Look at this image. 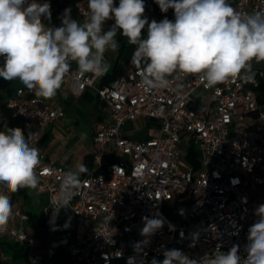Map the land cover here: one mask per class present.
Masks as SVG:
<instances>
[{"label":"built area","instance_id":"built-area-1","mask_svg":"<svg viewBox=\"0 0 264 264\" xmlns=\"http://www.w3.org/2000/svg\"><path fill=\"white\" fill-rule=\"evenodd\" d=\"M228 2L241 12L264 10V0ZM75 10L77 21L83 23L89 15L88 0L77 2ZM42 22L49 23L44 18ZM134 50L123 73L108 86H99L100 75L95 73L77 78L76 62H71L61 91L76 98L91 91L106 110L105 121L92 137L97 148L93 169L80 176L81 185L68 208L74 224L66 245L68 263L35 254L34 240L25 230L30 216L12 204L0 238L22 247L26 264H149L154 257L163 260V249H179L198 259L217 246L227 252L233 245H239L238 254L246 257L248 229L258 220L255 210L264 204H255L248 191L250 186L264 188V67L252 62V83L236 78L207 88L198 76L177 72L168 77V88L148 91L131 62ZM177 85L183 87L174 91ZM6 106L24 119L25 136L33 133L32 147L48 126L65 117L60 105L25 86L12 92ZM137 121L146 125L141 137H133L128 128ZM191 147L198 153L196 172L188 169L185 157L180 166L181 152ZM39 158L40 184L33 191L46 196L43 215L52 220V201L67 170L44 154ZM0 191L11 193L2 186ZM164 210L173 211L174 219ZM154 215L164 220V227L137 253L134 245L144 239L142 218ZM4 259L0 252V264Z\"/></svg>","mask_w":264,"mask_h":264},{"label":"clouds","instance_id":"clouds-1","mask_svg":"<svg viewBox=\"0 0 264 264\" xmlns=\"http://www.w3.org/2000/svg\"><path fill=\"white\" fill-rule=\"evenodd\" d=\"M161 12L174 9L175 20L167 18L150 23L144 0H88L89 15L83 23L72 18L66 8L59 17L60 26L51 25L50 3L32 0H0V77L19 80L35 96L52 99L76 62V77L86 73L104 75L110 69L106 51L116 52L119 32L135 46L132 63L139 70L145 90L168 88L174 73L195 75L212 88L229 79L245 83L255 80L252 62L264 61V10L251 13L237 11L228 0H155ZM42 18L47 19L46 25ZM107 20L114 24L104 30ZM147 25V36L142 30ZM177 85L174 91L181 90ZM19 127L4 123L0 130V186L8 192L38 189L39 149L30 146ZM86 139V135H82ZM83 163L64 171L60 189L53 199V217L69 208L81 185L80 175L87 172ZM13 212L8 195L0 191V227L6 226ZM258 220L249 227L245 245L227 252L217 246L212 254L190 258L179 249H163V260L155 257L149 264H264V204L256 210ZM141 242L134 245L140 253L151 237L164 227L158 216L142 218ZM68 225L66 224L65 227ZM173 226L169 224V230ZM55 230V229H53ZM197 237L194 235L193 239ZM193 246V245H190Z\"/></svg>","mask_w":264,"mask_h":264},{"label":"crops","instance_id":"crops-1","mask_svg":"<svg viewBox=\"0 0 264 264\" xmlns=\"http://www.w3.org/2000/svg\"><path fill=\"white\" fill-rule=\"evenodd\" d=\"M149 2L150 0H144L145 6ZM113 24L114 20H111L110 24L104 27V30L107 31ZM120 36L121 34L118 32L116 39L120 45L119 50L116 52L109 50L104 54L105 61L112 64L111 70L116 64L122 65L125 68L128 56L135 49V46L127 44L128 42ZM123 57H126V61L122 60ZM102 76L100 75V79ZM92 97H94V94L91 91H87L81 97L76 98L63 93L59 89L55 97L45 99L50 103L60 105L65 113V117L46 128L43 134V136L45 135V139L35 147L39 149V154H44L49 161L62 166L66 170L70 168L74 169L81 163L84 164L86 156H94L95 152L93 154L86 151L74 154L73 148L76 144V138H71V133L67 129L70 127L66 124L67 119L74 117L80 120L78 119L80 116L84 117L89 123L95 122L96 128L90 133V140L92 141V137L100 124L105 121L106 114L103 105L93 100ZM82 109L85 113L81 112ZM63 128H65L64 132H62ZM133 137H137V135H133ZM80 176H82V173ZM8 196L15 207L23 209L30 216V221L25 226V230L34 240L35 254L51 258L56 263H68L66 245L73 235L74 228L73 218L69 209H61L58 216L49 220L52 225L48 226L47 220L43 215L47 208V198L45 195L36 194L32 189L24 188L15 193H9ZM66 224L68 225L67 227H65ZM4 240L7 239L0 238V243ZM0 252L3 253L1 247Z\"/></svg>","mask_w":264,"mask_h":264},{"label":"trees","instance_id":"trees-1","mask_svg":"<svg viewBox=\"0 0 264 264\" xmlns=\"http://www.w3.org/2000/svg\"><path fill=\"white\" fill-rule=\"evenodd\" d=\"M80 1L83 0H51V25L60 26L61 21L59 17L62 15L66 8L71 9L72 18L77 20L75 4ZM144 16L147 17L149 23L153 19L157 22L163 20L164 18H167L171 21L175 20L174 9L170 8L166 13L161 12L159 5L155 3V0H150V2L145 6ZM143 32L147 36V25L145 26V29H143ZM129 57L130 55L128 56V59ZM122 60L126 61V57H123ZM1 63L3 64V60L0 59V64ZM123 71L124 68L122 67V65L116 64L109 73H106L101 77L99 86H108L119 75H121ZM13 91L14 90L10 87V81H6L2 77H0V130H3L4 123H7L8 127H19L22 130L24 128V119L16 115L12 110L8 109L6 106V99L12 94ZM261 92H264V87L260 88V93ZM92 99L96 102H99L98 98L95 95L94 97H92ZM44 139L45 135L40 140V143H42ZM197 155V151L194 150V148L192 147L184 153L188 169L191 172H196L199 169ZM106 161L108 163L112 162V160L110 159L105 160V162ZM92 163L93 157L86 156L84 164L87 166L88 170L87 172L82 173V176H85L89 172H91ZM0 247L3 253H8L11 255V261H13V263L26 264V255L24 253V250L22 249V247L18 246L17 243H10L9 241L4 240L0 243ZM20 259L23 260L19 261Z\"/></svg>","mask_w":264,"mask_h":264},{"label":"rangeland","instance_id":"rangeland-1","mask_svg":"<svg viewBox=\"0 0 264 264\" xmlns=\"http://www.w3.org/2000/svg\"><path fill=\"white\" fill-rule=\"evenodd\" d=\"M120 37L122 39H124L125 41H127L126 37H123L122 35ZM142 37L146 38V34L143 32V30H142ZM0 65H2V63ZM111 65L112 64H110V66ZM258 65L260 67H264V61L260 62ZM110 70L111 69H109V71ZM23 86L24 85L19 80L10 81V87L13 90H15L18 87H23ZM81 112L85 113L83 109L81 110ZM78 119H80V120H77L76 118L71 117V118L66 120L67 126L70 127L67 129L71 133V138H73V137L76 138V144L73 148L74 154H78L79 152H82V151H86L87 153L92 152L94 154V152H96L97 148L94 145V143H92V141L90 140V133L96 128V124H95V122L89 123V121H87L84 117H81V116ZM128 128L130 131L133 132L134 135H137V137H141L143 131L147 130L145 122H142V121H137L134 124H130V125H128ZM64 131H65V128H63L62 132H64ZM82 135H86V139H82L81 138ZM104 150H105V152H107V148H105ZM181 154H182V158H181L180 166L184 167V165H183L184 152L182 151ZM248 191H249V194H250V196L253 199L255 204L260 203V202H264V188L258 187V186H250ZM163 214L166 217H168L170 220L174 219L173 211L164 210ZM47 224H48V226L52 225L49 222V220H47ZM8 241L10 243H15L13 240H8ZM4 258L5 259L1 264H17V263H13V261H11V255L8 253H4ZM22 260L23 259H20L19 261H22ZM117 264H120V263H117Z\"/></svg>","mask_w":264,"mask_h":264}]
</instances>
